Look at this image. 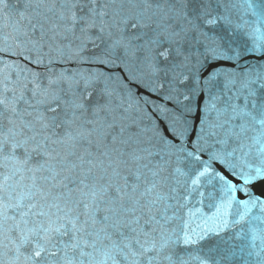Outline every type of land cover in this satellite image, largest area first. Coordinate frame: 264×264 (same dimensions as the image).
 <instances>
[{"label":"snow or ice","instance_id":"1","mask_svg":"<svg viewBox=\"0 0 264 264\" xmlns=\"http://www.w3.org/2000/svg\"><path fill=\"white\" fill-rule=\"evenodd\" d=\"M194 2L176 0L177 8L171 0H163L171 3L166 11L160 0H23L26 7L19 20L0 23V52L7 46L19 49L21 56H38L42 45L35 38L37 32L43 39L60 25L68 32L82 25L84 32L95 28L108 36L111 59L105 66L119 74L121 82L128 81L130 69L125 60L117 63L120 53L126 59L142 55L149 74L164 73L179 93L189 77L180 65L167 62L173 52L182 55L177 45L187 39L189 30H200L199 21L213 29L218 23L207 7L211 0H199V13L190 15L189 5ZM49 3L54 7H45ZM6 6L7 0H0V17ZM53 16L56 23H50ZM173 19L179 30L171 25ZM114 33H118L115 38ZM206 51L205 66L231 59L218 47ZM96 83L91 78L65 77L50 80L44 88L33 80L29 99L27 83L0 79V264H189L175 246L181 239L185 245L193 244L199 234L189 229L187 220L182 233L169 227L176 209H187V196L183 203H170L172 197L163 194L164 166L152 162L158 150L145 148L141 154L116 147L130 142L123 139L125 129L119 121L124 119L120 111L126 113L131 105L121 102L114 107L113 92L105 86L103 103L89 107ZM176 98L179 103L190 99L187 94ZM21 103L33 111L22 110ZM260 113L264 115V108ZM185 120L183 109H177L172 123L157 129L160 143L180 150L188 131ZM259 123L264 125V119ZM118 126L119 134L114 131ZM241 129L248 130L244 125ZM227 167L232 180L219 172L216 176L229 191L238 190L233 180L243 187L264 179L262 168L250 175L236 172L231 164ZM125 169L129 175H124ZM207 172L205 167L191 184H198Z\"/></svg>","mask_w":264,"mask_h":264},{"label":"water","instance_id":"2","mask_svg":"<svg viewBox=\"0 0 264 264\" xmlns=\"http://www.w3.org/2000/svg\"><path fill=\"white\" fill-rule=\"evenodd\" d=\"M160 3L166 11L171 3L180 7L176 0L168 4L160 0ZM25 7L23 0H7L0 23L7 25L9 20L16 21V14ZM207 7L211 15L218 17L216 27L206 28L203 21H199L200 30H189L187 39L177 45L182 55L173 52L167 62L180 65L189 77L179 93L172 90L173 81L164 73L157 77L149 74L142 55L126 59L120 53L117 63L125 60L130 69L128 81L121 82L120 75L112 74L105 66L111 59L108 36H102L95 28L84 32L82 25L71 32L47 31L43 39L37 32L35 38L42 45V54L38 56L33 53L21 56L19 49L5 46L0 52V79L7 77L13 84L27 83L31 99L33 80L46 88L50 80L91 78L97 83L87 102L89 107L96 102L103 103L101 92L106 86L113 92L114 107L121 102L125 107L131 105L126 113L120 111L124 119L119 121L125 129L123 139L130 142L118 143L116 147L141 154L145 148L158 150L159 156L154 155L152 162L164 166L163 194L172 197L170 203H183L182 198L187 196V209H176L178 214L169 227L182 233L183 221L187 220L189 229L195 228L199 235L190 245H185L181 239L175 251L189 264H264V179L243 187L233 180L238 190L229 191L216 176L219 172L232 180L228 164L233 165L236 172L250 175H255L257 168L264 169L261 153L264 125L259 123L264 119L260 113L264 108V0H211ZM200 8L199 0L191 3L190 15L199 13ZM171 25L179 30L175 19ZM147 32L151 35L152 29ZM115 35L118 33H114L113 38ZM211 47H218L231 59H218L205 66L206 49ZM185 94L190 99L179 103L177 95L182 98ZM21 109L27 106L23 104ZM177 109H183L188 130L179 145L180 150L166 142L161 144L157 131L172 123L171 117ZM87 116L90 117L91 112ZM241 125L248 130L242 131ZM114 131L119 134V126ZM257 139L261 143H256ZM188 152L193 155L188 156ZM128 167L135 171L131 163ZM205 167L207 174L192 185L191 180ZM124 175H129L127 169ZM190 212L196 214L190 216ZM168 214L171 216L173 212Z\"/></svg>","mask_w":264,"mask_h":264}]
</instances>
